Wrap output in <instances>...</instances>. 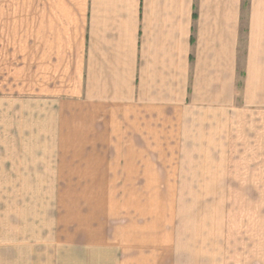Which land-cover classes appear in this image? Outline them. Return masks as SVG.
<instances>
[{
  "label": "crops",
  "instance_id": "1",
  "mask_svg": "<svg viewBox=\"0 0 264 264\" xmlns=\"http://www.w3.org/2000/svg\"><path fill=\"white\" fill-rule=\"evenodd\" d=\"M262 163L264 0H0V264H264Z\"/></svg>",
  "mask_w": 264,
  "mask_h": 264
},
{
  "label": "rangeland",
  "instance_id": "2",
  "mask_svg": "<svg viewBox=\"0 0 264 264\" xmlns=\"http://www.w3.org/2000/svg\"><path fill=\"white\" fill-rule=\"evenodd\" d=\"M262 169H261V194L259 195H211V196H197V201L198 202H204L206 197L207 199L211 200L210 201H229V202H259L261 204V213H262V218L264 215V163H262ZM190 196V200L193 201V199ZM196 197V196H194Z\"/></svg>",
  "mask_w": 264,
  "mask_h": 264
}]
</instances>
